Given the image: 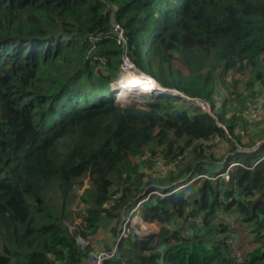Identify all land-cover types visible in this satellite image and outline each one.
Returning a JSON list of instances; mask_svg holds the SVG:
<instances>
[{"label":"trees","instance_id":"trees-1","mask_svg":"<svg viewBox=\"0 0 264 264\" xmlns=\"http://www.w3.org/2000/svg\"><path fill=\"white\" fill-rule=\"evenodd\" d=\"M123 57L213 114L113 103ZM262 95L264 0H0V264H264Z\"/></svg>","mask_w":264,"mask_h":264},{"label":"rangeland","instance_id":"rangeland-1","mask_svg":"<svg viewBox=\"0 0 264 264\" xmlns=\"http://www.w3.org/2000/svg\"><path fill=\"white\" fill-rule=\"evenodd\" d=\"M118 35H119V39L117 37V43L120 44L123 49H125L127 46L126 38H125L124 34L119 33ZM144 54H146V53H144ZM125 58L126 57H123V64L121 66L118 79L121 77V75H127L129 78H133V77H139V76L144 74L141 70H139L137 67H135L129 59L127 60ZM172 64L179 66L182 72H184V73L186 72L185 68L182 65L180 66V64L178 63L177 60H173ZM118 79H117V81H118ZM121 81L122 80H120L119 82H121ZM138 92H139L138 90L137 91L135 90L132 92H126L124 94V96H119V95L115 96L114 91H113L111 94V97L113 96V98H114L113 103H115V104H119L122 106H126V105H131V106L133 105L134 106L135 105V106H138L140 108H145L149 104V101L146 98H144L145 96H141ZM224 92H225V90H224ZM172 94L174 95V93H172ZM177 94H178V92H177ZM177 94H175V95H177ZM217 98H219V97L217 96ZM179 100L185 101L187 103H192V104L196 105L197 107H199L200 109H202L203 111L205 110V112H207L211 115L213 114V112L210 110V104L207 102H202L201 100H198V99L187 98L183 94L180 95ZM233 105L234 104H232V107H233ZM242 113L245 114V116L248 118L249 122L251 121L253 123L260 121L264 117V109L261 108L260 101L257 102L253 98H247V100L245 101V104H244V108L241 111V114ZM263 142H264V139L258 141L256 143L257 144L256 147L252 151H256L259 148V146H261V144ZM232 166H233V164L228 165L227 170H230ZM220 170H222V169L220 168L219 171ZM220 175L222 176V175H224V173H221L218 176H220ZM194 178H196V177H194ZM181 181H183V180H181ZM81 191L82 190H80V192H78V194H80ZM73 206H75V204L72 205L71 208ZM135 207L133 209H135ZM135 218H136L137 222L139 221L138 223H136ZM132 220H134V221L130 220V222H129L130 224L126 227L128 231L133 230L134 233H137L141 236H150V235L156 234L158 232V227L156 224L142 222L141 219L139 218V215H134ZM150 226H152V227H150ZM122 227H123V222H122L121 228ZM231 228H232V231L234 230V234H233V236L235 237V244L234 245L236 246V245L241 244V246H239V247L236 246V249L234 250L235 255L239 256L242 253V251L244 250L245 242H243L242 240H238V233L237 232H238L239 226H237L235 228V225L231 224ZM238 241H242V242H238ZM244 241H245V239H244ZM92 262H94V261H92Z\"/></svg>","mask_w":264,"mask_h":264},{"label":"bare ground","instance_id":"bare-ground-1","mask_svg":"<svg viewBox=\"0 0 264 264\" xmlns=\"http://www.w3.org/2000/svg\"><path fill=\"white\" fill-rule=\"evenodd\" d=\"M122 80L121 82H119ZM120 87L117 89V96H124L126 92L139 91L140 95H148V94H160V93H168L169 91L163 90L155 80L151 76L141 75L139 77L129 78L127 75H121L118 81L115 83ZM174 95L177 94V91L173 92ZM179 93V92H178Z\"/></svg>","mask_w":264,"mask_h":264},{"label":"built area","instance_id":"built-area-1","mask_svg":"<svg viewBox=\"0 0 264 264\" xmlns=\"http://www.w3.org/2000/svg\"><path fill=\"white\" fill-rule=\"evenodd\" d=\"M117 8L115 7L114 10H116ZM115 26V31L117 32V34L121 33L123 34L124 32L122 31V29L117 25V24H114ZM118 39H119V35H117ZM128 60V58H125ZM115 88H113L114 90ZM260 101V104L261 105H264V95L260 96L258 99H257V102ZM139 204H137V206L135 207V209H133L131 211V213L128 215V216H124V219H123V227H122V230H121V234L119 236V238L121 237H124V236H127V234L129 233V231L127 230V226L130 224V220H132V218L134 217V212L136 211V208L138 207ZM130 219V220H129ZM107 257H110L108 255H105V254H96L93 256L92 258V261H94L93 263L94 264H102L103 260ZM239 258V256H238Z\"/></svg>","mask_w":264,"mask_h":264},{"label":"clouds","instance_id":"clouds-1","mask_svg":"<svg viewBox=\"0 0 264 264\" xmlns=\"http://www.w3.org/2000/svg\"><path fill=\"white\" fill-rule=\"evenodd\" d=\"M117 82V81H116ZM115 82V83H116ZM115 83L114 84H112V92L114 91V95L115 96H117V93H118V91H117V89L120 87L119 85H115ZM113 88H115L114 90H113ZM166 91V90H165ZM167 91H169L168 93H160V94H148V95H141V96H169V97H180V95H182L180 92L177 94V95H173L172 93L174 92V91H176V90H170V89H168ZM178 92V91H177ZM193 179H195V178H192L191 180H193ZM183 182V181H182ZM177 185V184H176ZM179 187H181V186H177V188H179Z\"/></svg>","mask_w":264,"mask_h":264},{"label":"crops","instance_id":"crops-1","mask_svg":"<svg viewBox=\"0 0 264 264\" xmlns=\"http://www.w3.org/2000/svg\"><path fill=\"white\" fill-rule=\"evenodd\" d=\"M133 221H134V220H133ZM135 221H136V223H138V222H139V221L137 222L136 218H135ZM142 222H143V221H142ZM149 225H150V224H149ZM150 227H152V226H150Z\"/></svg>","mask_w":264,"mask_h":264},{"label":"water","instance_id":"water-1","mask_svg":"<svg viewBox=\"0 0 264 264\" xmlns=\"http://www.w3.org/2000/svg\"><path fill=\"white\" fill-rule=\"evenodd\" d=\"M162 89H163V90H166V91L168 90V89H166V88H162ZM172 91H173V90H172Z\"/></svg>","mask_w":264,"mask_h":264}]
</instances>
